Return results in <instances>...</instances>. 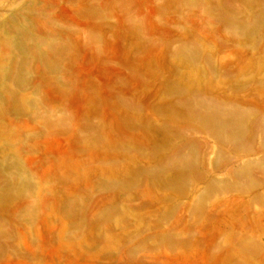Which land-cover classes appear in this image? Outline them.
Masks as SVG:
<instances>
[{
  "label": "rangeland",
  "instance_id": "1",
  "mask_svg": "<svg viewBox=\"0 0 264 264\" xmlns=\"http://www.w3.org/2000/svg\"><path fill=\"white\" fill-rule=\"evenodd\" d=\"M0 264H264V0H0Z\"/></svg>",
  "mask_w": 264,
  "mask_h": 264
}]
</instances>
